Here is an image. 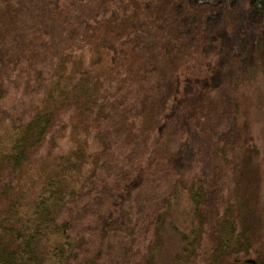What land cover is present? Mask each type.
<instances>
[{"label":"rangeland","instance_id":"374dc122","mask_svg":"<svg viewBox=\"0 0 264 264\" xmlns=\"http://www.w3.org/2000/svg\"><path fill=\"white\" fill-rule=\"evenodd\" d=\"M179 2L0 0V36L10 51L0 60L10 71L0 72L2 106L18 113L40 101L45 87L33 68L49 75L54 61L46 57L48 47L73 37L69 48L77 65L83 59L91 82L101 74L104 91L86 112L76 105L65 109L38 155L66 154L86 143L89 186L106 182L113 198L124 197L126 226L139 230L125 237L135 251L127 264H247L254 258L264 264V173L253 169L255 162L264 165V18L253 25L251 1L243 0L238 15L229 10L224 25L214 28L207 22L213 9ZM19 31L28 35L25 52H36L34 64L18 57L21 47L13 39ZM154 102L161 110L153 114L148 108L154 111ZM101 104L108 111L99 117ZM115 114L124 119L117 122ZM150 123L157 127L146 136L142 129ZM168 123L176 126L171 138L178 144L165 151ZM182 143L194 154L192 164L172 160ZM247 147L252 151L241 172ZM199 184L208 195L197 205L190 190ZM197 206L209 213L205 222ZM216 212L234 219L238 231L250 228L249 251L238 249L235 236L214 258Z\"/></svg>","mask_w":264,"mask_h":264},{"label":"trees","instance_id":"16d2710c","mask_svg":"<svg viewBox=\"0 0 264 264\" xmlns=\"http://www.w3.org/2000/svg\"><path fill=\"white\" fill-rule=\"evenodd\" d=\"M250 1L249 18L253 25H258L264 18V0ZM184 3L196 10L213 9L207 22L214 28H219L226 22L229 10L234 15L241 12L243 0H180L179 5ZM184 6L181 8L185 9ZM66 37L70 39L66 44H52L47 49L49 52L46 57L54 61L48 70L49 75L45 74L43 77L44 69L33 68L36 71L35 79L45 87V96L40 101L18 113L4 110L1 99L6 89L0 80V264H108L107 258L110 256L112 264H127L130 256L135 254L133 243L128 245L125 237H135L139 230L126 226L124 197L113 198L106 182L90 187L91 176H84L83 170L90 162L86 143L80 142L79 147L66 154L38 155L47 142V135L59 122L65 109L76 105L81 112H86L99 102L104 91L101 74L91 82L92 73L85 68L82 56L81 63L77 65L75 52L69 48L75 44L73 37ZM85 37L90 38V35L85 34ZM3 38L0 36L2 62L3 56H7L5 53L10 54ZM14 38V43L21 47L18 57H30V63L34 64L32 57L36 56V52L30 55L25 52L27 49L24 45L28 42V35L19 31ZM227 42L231 45V38ZM169 69L167 67L165 71L168 72ZM0 72L6 75L10 73L8 65L2 64ZM77 74H80L78 78ZM47 77L50 81L44 83ZM154 107V111L153 108H147L153 114L157 110L160 112V104L156 103ZM104 110L106 108L101 104L99 117L104 115ZM113 117L117 122L124 119L123 115ZM174 126V123H168L165 131L170 139L161 145L165 151L169 150L170 143L178 144L177 140L171 138L173 131H176ZM156 127L150 123L142 130L149 136ZM204 131L207 132L205 129L202 132ZM214 131L212 134H215ZM248 147L243 151L239 162L241 172L249 162L248 155L252 150ZM256 150H259L257 146ZM171 153L176 154L172 160L179 165L184 160L188 164L194 161V154L187 143H182ZM262 165V161L255 162L254 171L264 173ZM190 192L197 205L208 195L203 184L191 186ZM90 193L91 195L85 196ZM196 212L202 215L201 222H205L209 213L205 214L202 206H197ZM215 214L213 223L219 224L215 233L220 239L215 246L214 258L218 259L220 254L228 250L235 236L238 249L245 248L249 251L250 242L246 238L250 228L242 225L238 231L235 220L230 221L228 214ZM244 217V214H240L239 221L243 222ZM228 223L231 227H228ZM223 234L224 237H221ZM245 263L262 264L256 258L247 259Z\"/></svg>","mask_w":264,"mask_h":264}]
</instances>
